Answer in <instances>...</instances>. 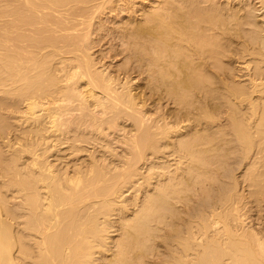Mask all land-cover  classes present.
Returning <instances> with one entry per match:
<instances>
[{
    "label": "bare ground",
    "instance_id": "bare-ground-1",
    "mask_svg": "<svg viewBox=\"0 0 264 264\" xmlns=\"http://www.w3.org/2000/svg\"><path fill=\"white\" fill-rule=\"evenodd\" d=\"M112 1L0 8L7 33L33 34L0 41V94L15 99L0 102V264H264V223L247 222L241 193L264 196V0L146 8L122 21L137 65L116 73L87 45ZM148 96L173 107L148 114ZM64 144L73 162L58 166Z\"/></svg>",
    "mask_w": 264,
    "mask_h": 264
},
{
    "label": "rangeland",
    "instance_id": "rangeland-1",
    "mask_svg": "<svg viewBox=\"0 0 264 264\" xmlns=\"http://www.w3.org/2000/svg\"><path fill=\"white\" fill-rule=\"evenodd\" d=\"M2 0H0V8H2L3 6L2 5H4L5 6V0H3L2 2H1ZM117 1H118V3H117ZM115 0V1H112V3H113V7H112V9L109 7V3H108V7L106 8V7H104V9H100V10H96V13L98 14V12H99V15H97L96 13H94V17H92V18H95V19H93V24L91 23V29H89V30H91V31H89L90 32V35H92L91 37H89L90 39H88V42H90V43H88L87 45L88 46H91L90 44L92 43V46L90 47V48H92L90 51H91V53H92V55H93V57L95 58V60L96 61H98V64H100L99 63V61H101V64L100 65H103V67L105 66V68L106 69H109L110 70V72L112 71V73H116L117 72V68H119L121 65L123 66V63L124 62H127V63H131L130 64V66L127 64V66L129 67V70L130 71H133L134 69H132V65H137L136 64V62L134 61V60H129V61H127L128 60V56H126V55H128V53L126 54V50H124L123 48H126L128 45H127V42L126 41H124V40H122V39H120V37L118 38L117 36L119 35L118 34V31H120V29L122 28V26L121 25H124V22L126 21V19L128 20L129 18H131V20L132 19H142L143 18V16L146 14L145 13V10H150V9H152L153 7H156V4L157 5H161L162 3H160V2H163V0L161 1V0H128V1H130V2H124V1H122V0ZM201 1V0H200ZM125 3L126 4V7H125V4L123 5V3ZM143 2V3H142ZM154 4H153V3ZM254 2V1H253ZM252 1H251V3L252 4H254ZM3 3V4H2ZM151 4H153V5H151ZM115 5V6H114ZM123 5V6H122ZM129 5L131 6V7H129ZM255 5L257 6L258 5V3L256 2L255 3ZM254 5V6H255ZM105 6H107V4L105 5ZM111 6V5H110ZM255 6V7H256ZM68 7V6H67ZM66 7V8H67ZM113 8H114V10H113ZM117 8V9H116ZM135 8V9H134ZM147 8V9H146ZM256 8H258V6L256 7ZM111 9V10H110ZM126 9H128V10H126ZM132 9V11L133 12H131L130 10ZM101 10H103V11H101ZM98 11V12H97ZM117 13H116V12ZM130 11V12H129ZM135 11V12H134ZM142 11H144V13L142 12ZM102 12V13H101ZM133 13V14H132ZM141 13H143V14H141ZM258 13H261V11L259 10V12L257 11V14ZM96 14V15H95ZM129 14V15H128ZM134 15V16H133ZM142 15V16H141ZM130 16V17H129ZM137 16V17H136ZM259 16V15H258ZM3 17H5V19L3 18ZM113 17V18H112ZM134 17V18H133ZM141 17V18H140ZM1 18V17H0ZM78 18V17H77ZM111 18V19H110ZM8 19V17H6V16H2V19H0V41L2 42V37H4V36H6V35H8V33L10 32L11 33V30H9V32L7 33V31H6V26L4 27V25H5V23L7 22V21H9V20H7ZM79 19V18H78ZM122 19V20H121ZM124 19V20H123ZM136 19V20H137ZM2 20H4V21H6L5 23L2 21ZM111 20V21H110ZM76 21H77V19H76ZM122 21H124V22H122ZM10 22V21H9ZM75 22V21H74ZM120 22V23H119ZM1 23H3V24H1ZM75 23H78V22H75ZM102 24H104V25H102ZM6 25H9L8 24V22H7V24ZM82 26V24L80 25V26H78L79 27V29L80 28H82L81 27ZM102 26L104 27L103 29H101L102 28ZM108 26H109V28H108ZM118 26V27H117ZM121 26V27H120ZM77 27V28H78ZM84 27V26H83ZM115 27V28H114ZM117 27V28H116ZM88 28H90V27H88ZM94 28V29H93ZM110 28H112V29H110ZM118 28H119V30H118ZM5 29V30H4ZM114 29V30H113ZM117 29V30H116ZM13 30V29H12ZM21 30H23V29H21ZM21 30H18L17 32H21ZM123 30V29H122ZM121 30V31H122ZM24 32H29V29L27 30H23ZM21 32V33H24V32ZM16 31H12V33H11V35L9 34L8 36H10L11 38H15L16 37V33H17ZM29 33H31V32H29ZM29 33H24V34H27L28 36H26L27 38H29L30 39V36H32L33 34L31 33V34H29ZM114 33V34H113ZM116 33V34H115ZM30 35V36H29ZM95 35V36H94ZM13 36V37H12ZM34 36H36V34H34ZM38 36V35H37ZM36 36V37H37ZM92 37H93V39H92ZM18 37H16L15 38V40H17V42L15 41V40H13V41H11L12 43L10 44V45H16L15 43H17V47H19L20 45H21V47H22V45H23V47H24V45H25V43H26V45L27 44H29V43H27V42H29V41H27L26 42V40L27 39H25L24 41L25 42H22V40L20 41L19 39H17ZM94 40V43L92 42ZM122 40V41H121ZM1 42H0V44H1ZM19 42H21V43H19ZM126 42V43H125ZM23 43V44H22ZM62 42H60L58 45H60ZM146 44H148V43H146ZM25 45V47H27ZM57 45V46H58ZM62 46H63V44H61ZM11 46V47H12ZM0 47H1V45H0ZM14 47V46H13ZM16 47V46H15ZM61 47V46H60ZM129 47H132V46H129ZM135 47V46H134ZM136 47H138V46H136ZM124 50V51H123ZM124 54H123V53ZM127 57V59H125ZM135 62V63H134ZM118 65H119V67H118ZM235 65V64H234ZM236 65H237V63H236ZM117 67V68H116ZM116 68V69H115ZM120 69V68H119ZM132 69V70H131ZM108 70V71H109ZM134 72H131V77H133V79H132V81H134V77H135V81H137L138 80V83H141L142 81H141V79H138L139 77H137V74L135 75V74H133ZM136 73V72H135ZM135 75V76H134ZM137 78V79H136ZM144 82H145V80L144 79H142ZM134 81V82H135ZM140 81V82H139ZM144 82H142V83H144ZM3 94V93H2ZM0 94L1 96H0V102H1V100L3 101V103H5V102H7L8 104H12V103H14L15 102V99H13V98H10L9 96H7L6 94ZM4 96V97H3ZM7 98H6V97ZM3 97V98H2ZM10 99H9V98ZM149 97V96H148ZM147 97V99H149ZM156 97V96H155ZM2 98V99H1ZM150 100H152V98H150L149 100H147V103H151V101ZM157 100V99H156ZM163 100V101H162ZM162 100H157V102L159 103H157V102H152L151 103V106L149 105V106H147V107H150L149 109H147L146 108V111H148V112H154V114H155V112L157 111V110H159L160 111V109H161V111L162 110H166V109H168V108H170V107H173V105L172 104H170V103H168L167 101H166V99H162ZM10 101V102H9ZM148 101H150V102H148ZM6 103V104H7ZM156 104V105H154V104ZM155 109V110H154ZM6 110H4V111H2L1 110V112L2 113H6L5 112ZM160 111V112H161ZM151 112L150 113H148V114H151ZM157 113H158V111H157ZM157 113L155 114V115H157ZM152 116H153V114H152ZM154 117V116H153ZM10 119V120H9ZM8 120L9 121H13V118L11 119V118H9ZM125 126H127V124L125 123ZM63 145V144H62ZM62 145H59L60 146V150H56L55 152H54V154H55V156L57 155L58 157H59V160H57L56 161V163H58L59 165L58 166H62V165H64V164H62L61 165V163L64 161V162H66L67 161V159H64V158H66L67 157V154L69 155V152L68 151H66V150H64L66 147H65V144H64V146H62ZM113 145H115V144H113ZM58 146V147H59ZM65 147V148H64ZM93 151V148H91L90 146H87L86 147V150L82 153H80L79 154V156H81V158H82V160L81 159H79L78 158V160H77V162L80 160V162H84V159H83V157H85V160L86 161H88L86 158L88 157L89 158V155L88 154H90L91 152L90 151ZM95 150V149H94ZM67 153L66 154V157L64 156V153L65 152ZM98 152L100 151V150H97ZM100 153V152H99ZM98 153V154H99ZM62 154V155H61ZM98 154H96V151H94V155L95 156H99ZM55 156L54 157H52V159H54L55 160ZM70 156V158H71V155H69ZM68 156V157H69ZM83 156V157H82ZM67 157V158H68ZM254 157V156H253ZM253 157L251 158V159H253ZM70 158H68V162L67 163H70L71 165H72V160L70 159ZM250 158H249V160L248 159H246V161H245V166H241V169H239L238 171H237V177H238V180L240 181V183H239V186H238V188H239V191H241L243 188H244V185L247 183V182H243L244 180H242V175H244V172H245V169L247 168V166L249 167V163H250ZM58 159V158H57ZM63 160V161H62ZM66 160V161H65ZM85 161V162H86ZM61 162V163H60ZM63 162V163H64ZM84 162V163H85ZM243 164V165H244ZM244 169V170H243ZM241 170V171H240ZM247 170V169H246ZM144 173H145V171H143ZM241 176V177H240ZM242 181V182H241ZM244 183V184H243ZM249 188V187H248ZM248 188H247V184L245 185V188H244V190L245 191H242L241 193H243L246 197H245V200H243V202H242V208H244L243 209V212H244V216H246V217H248V219L246 218V220H248L247 222H250V223H253V224H262V223H264L263 221H264V196H263V198H262V200L260 201V204H259V202H258V204H257V201H255L254 200V198L252 197L253 195H251L250 194V192L248 193ZM251 195V196H250ZM122 197H123V202L124 203H126L127 205H130L131 204V200L134 198V192H132V190H131V188H129V189H127V190H125L124 192H123V195H122ZM252 197V198H251ZM246 201V202H245ZM245 203V204H244ZM249 203V204H248ZM256 203V204H255ZM245 206H244V205ZM248 206V207H247ZM247 208V209H246ZM258 208V209H257ZM248 211V212H247ZM245 213H246V215H245ZM249 215V216H248ZM255 218V219H254ZM113 219H116V220H119V216H113ZM251 219V220H250ZM254 221V222H253ZM117 235H118V233H117V231H115V229H113L112 231H111V237H112V239L113 238H115V237H117ZM153 254H156V252L154 253L153 252ZM158 256H159V253L157 254ZM157 255H156V257H157ZM152 256V258L151 259H155L156 257H154V255H151ZM150 256V257H151Z\"/></svg>",
    "mask_w": 264,
    "mask_h": 264
}]
</instances>
